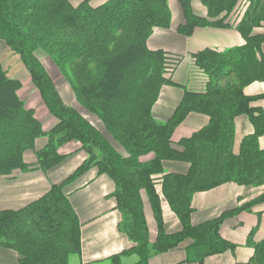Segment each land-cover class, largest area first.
I'll return each mask as SVG.
<instances>
[{
    "label": "trees",
    "instance_id": "obj_1",
    "mask_svg": "<svg viewBox=\"0 0 264 264\" xmlns=\"http://www.w3.org/2000/svg\"><path fill=\"white\" fill-rule=\"evenodd\" d=\"M194 1L206 15L193 11ZM241 4L243 15L233 24L230 17ZM172 7L179 12L174 23ZM197 27H233L244 44L183 53L152 42L156 30L189 37ZM0 44L21 62L57 119L43 129L19 96L21 81L0 58V176L35 169L47 173L72 155L60 152L69 142H77L83 154L77 167L38 199L18 209H0V247L18 255L16 264H70L73 258L77 264H125L130 256L135 258L130 264H150L154 255L180 247L188 260L203 264L210 256L235 252L237 245L221 235L222 224L264 203V196L200 224L191 222V202L195 193L227 182L264 185V110L255 104L264 94L244 91L252 82H264V0H82L77 5L70 0H0ZM37 51L58 68L75 104L63 99L54 70L46 68ZM186 60L194 74L189 79V72L188 83L182 84L175 72ZM167 87L183 93L161 121L153 108ZM193 112L206 115L208 122L175 144V128ZM241 117L249 130L237 139ZM42 137L46 143L36 150ZM26 151H34L33 164L24 161ZM172 161L186 163V171H167L165 164ZM91 170L112 180L106 199L119 212L118 229L130 244L105 263L80 260L82 223L68 191ZM142 191L157 223L154 242ZM163 202L177 217L179 231L165 229ZM247 245L252 256L234 264H264V237L255 241L252 230Z\"/></svg>",
    "mask_w": 264,
    "mask_h": 264
},
{
    "label": "crops",
    "instance_id": "obj_2",
    "mask_svg": "<svg viewBox=\"0 0 264 264\" xmlns=\"http://www.w3.org/2000/svg\"><path fill=\"white\" fill-rule=\"evenodd\" d=\"M81 1L70 0L73 5H77ZM197 2L194 1L192 5L194 12V5ZM196 14L204 16L206 15V9L202 13ZM152 42L154 46L164 47L176 52L191 53L206 47L225 50L233 46L243 45L244 39L233 27H197L189 37L178 35L171 30H156ZM189 72H192L191 62L186 60L175 72L176 80L182 84L188 83L187 74ZM244 91L250 96L264 94V82H252L246 86ZM182 93L180 88H165L153 108L154 116L161 121L169 118L176 104L180 101ZM255 104L261 106L264 110V99L255 102ZM37 114L39 117L36 116L35 112V116L43 126L44 117H47L48 114L44 112H37ZM207 122L206 115L195 112L188 114L185 120L175 128L172 140L177 143L180 139L189 137L193 132L205 126ZM238 122L237 139L249 130L245 117H241ZM98 127L102 128L101 123ZM43 129L49 130V128L44 127ZM45 143L46 138H38L35 142V149L42 148ZM77 148V142L65 144L60 152L72 153V155L47 173L35 169L28 172L13 171L11 175L0 176V209L21 208L44 195L49 190L52 182H60L65 179L83 158V154L77 151ZM147 157H151V155ZM24 161L33 164L36 161L34 151H26ZM165 168L167 171L183 173L187 169V164L172 161L167 162ZM113 188L112 180L107 175H97L95 170L80 176L69 186L71 204L82 223L80 260L83 262L103 260L110 255L121 252L130 245L126 236L118 229L119 212L113 209L112 199H106ZM261 194L264 196V185L255 188L234 182L223 183L210 190L197 192L192 197L191 203L194 211L191 215V222L200 224L211 220L223 211L238 204L246 203ZM142 199L150 234L149 238L151 242H154L157 236V223L149 199L144 191H142ZM163 219L167 232L180 230L181 225L177 217L170 211L165 202H163ZM252 230H254L255 241H259L264 237V203L255 206L251 211H241L234 217L226 219L221 226V235L226 240L236 244L237 249L234 253L225 252L210 256L204 260L203 264H234L248 261L253 254L252 248L247 245V237ZM187 257L188 254L185 248L180 247L154 255L150 260V264H197L193 260H188ZM17 259L18 255L13 250L0 247V264H16Z\"/></svg>",
    "mask_w": 264,
    "mask_h": 264
},
{
    "label": "rangeland",
    "instance_id": "obj_3",
    "mask_svg": "<svg viewBox=\"0 0 264 264\" xmlns=\"http://www.w3.org/2000/svg\"><path fill=\"white\" fill-rule=\"evenodd\" d=\"M175 5L176 4L173 5L174 8H175ZM194 10L196 13H202L203 11H205V8L200 2H197L194 5ZM244 10H245V5H242V4L239 5L236 8V11L231 15L230 22L233 24L238 22L239 19L241 18V16L243 15ZM178 13H179L178 9L173 10V7H172V15H173L172 23H174L177 20V17H178L177 14ZM179 18H180V16H179ZM37 56L40 58H44L45 54L42 51H37ZM0 58L5 62V65L7 66L11 75L15 76L16 78H18L21 81L22 84H21V88L19 89L18 93H19L20 98L22 100H24L26 106L29 108H32L34 110V112H36L37 117H39L37 112H39V113L44 112V113L48 114L47 117H44L43 127L50 129L51 128L50 126L55 124L57 122V119L55 118V116H53L49 112V110L44 105L39 91L33 85L27 71L24 69L21 62L15 56H12L8 51H6L5 48L3 47V45H1V44H0ZM47 59H48L47 57L44 58L45 66L49 71L51 69L54 70V73L52 74V76L55 79V81L59 83V85H58L59 89L58 90H60L59 92H60L61 96L63 97V99L67 103L75 104V99L73 97V94H72L66 80L64 79V77H62L58 68L54 66L53 62H51L49 59L48 60ZM192 72H193V70H192ZM193 74H194V72H193ZM190 75H191V72H190ZM87 117L96 126L100 125V122L98 121V119L94 118L93 115L87 114ZM175 144H176V142H175ZM134 259H135L134 256L125 257L124 263L130 264L131 262L134 261ZM105 262H106V260H102L101 263H105ZM77 263H78V260L76 258H73L70 260V264H77Z\"/></svg>",
    "mask_w": 264,
    "mask_h": 264
}]
</instances>
